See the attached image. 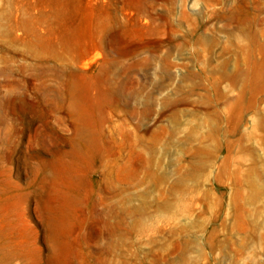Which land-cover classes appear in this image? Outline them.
I'll use <instances>...</instances> for the list:
<instances>
[{
	"label": "rangeland",
	"instance_id": "374dc122",
	"mask_svg": "<svg viewBox=\"0 0 264 264\" xmlns=\"http://www.w3.org/2000/svg\"><path fill=\"white\" fill-rule=\"evenodd\" d=\"M0 264H264V0H0Z\"/></svg>",
	"mask_w": 264,
	"mask_h": 264
},
{
	"label": "bare ground",
	"instance_id": "6f19581e",
	"mask_svg": "<svg viewBox=\"0 0 264 264\" xmlns=\"http://www.w3.org/2000/svg\"><path fill=\"white\" fill-rule=\"evenodd\" d=\"M88 143H89L88 146L91 147L90 146L91 145L90 144L91 143V140L89 138H88ZM89 147L88 148H85V150H87L88 153H92V150ZM82 149H79V152L82 153V151L84 150V149L83 150ZM65 233H66V225H65V222L60 220L58 222V224L54 227L53 234L56 237V239H59V241H61L64 238V236L66 235Z\"/></svg>",
	"mask_w": 264,
	"mask_h": 264
}]
</instances>
